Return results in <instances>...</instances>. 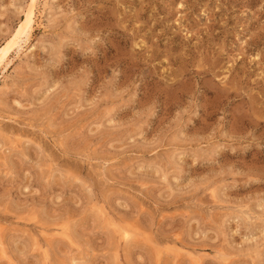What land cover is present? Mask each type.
Here are the masks:
<instances>
[{
  "label": "rangeland",
  "instance_id": "1",
  "mask_svg": "<svg viewBox=\"0 0 264 264\" xmlns=\"http://www.w3.org/2000/svg\"><path fill=\"white\" fill-rule=\"evenodd\" d=\"M36 12L0 68V264H264V0Z\"/></svg>",
  "mask_w": 264,
  "mask_h": 264
},
{
  "label": "bare ground",
  "instance_id": "2",
  "mask_svg": "<svg viewBox=\"0 0 264 264\" xmlns=\"http://www.w3.org/2000/svg\"><path fill=\"white\" fill-rule=\"evenodd\" d=\"M39 0H29L24 9V18L20 21L19 25L14 30L11 38L0 47V68L4 64H7V59L10 51L16 46V44L26 43L29 39V34L32 30V26L37 17V5Z\"/></svg>",
  "mask_w": 264,
  "mask_h": 264
}]
</instances>
